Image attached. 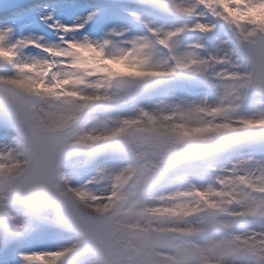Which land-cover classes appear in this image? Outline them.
Returning <instances> with one entry per match:
<instances>
[{
    "label": "snow or ice",
    "instance_id": "snow-or-ice-1",
    "mask_svg": "<svg viewBox=\"0 0 264 264\" xmlns=\"http://www.w3.org/2000/svg\"><path fill=\"white\" fill-rule=\"evenodd\" d=\"M0 264H264V0H0Z\"/></svg>",
    "mask_w": 264,
    "mask_h": 264
}]
</instances>
